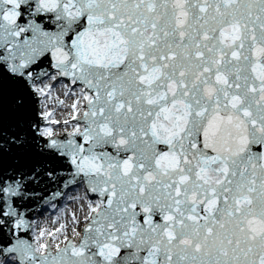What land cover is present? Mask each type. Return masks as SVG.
<instances>
[{
    "label": "snow or ice",
    "instance_id": "snow-or-ice-1",
    "mask_svg": "<svg viewBox=\"0 0 264 264\" xmlns=\"http://www.w3.org/2000/svg\"><path fill=\"white\" fill-rule=\"evenodd\" d=\"M0 264H264V0H0Z\"/></svg>",
    "mask_w": 264,
    "mask_h": 264
}]
</instances>
